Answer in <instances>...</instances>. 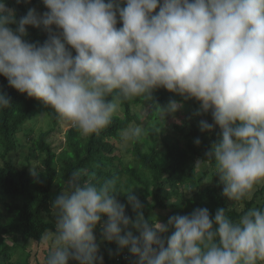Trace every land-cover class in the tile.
Returning <instances> with one entry per match:
<instances>
[{
  "label": "clouds",
  "instance_id": "9594fccd",
  "mask_svg": "<svg viewBox=\"0 0 264 264\" xmlns=\"http://www.w3.org/2000/svg\"><path fill=\"white\" fill-rule=\"evenodd\" d=\"M41 2L47 11L30 8L17 20L0 0V76L11 88L41 101L85 136L106 129L124 101L153 100L159 88L194 100L196 114L212 119L200 120V131L219 129L195 166L214 161L222 196L252 199L264 185V0ZM28 27L49 32L43 45L26 39ZM9 106L0 93V109ZM157 107L165 119L183 104L170 100ZM143 135L132 124L120 139L135 143ZM44 171L30 168L37 180ZM95 179L93 173L81 182L79 170L72 172L52 202L54 230L40 238L49 248L45 264H103L94 235L98 223L102 241L114 242L117 252L127 249L136 264L264 262V209L250 208L233 221L224 207L214 216L201 207L150 225L133 190L126 195L131 219L116 199V178L99 185Z\"/></svg>",
  "mask_w": 264,
  "mask_h": 264
},
{
  "label": "trees",
  "instance_id": "16d2710c",
  "mask_svg": "<svg viewBox=\"0 0 264 264\" xmlns=\"http://www.w3.org/2000/svg\"><path fill=\"white\" fill-rule=\"evenodd\" d=\"M5 2L7 7L14 9L17 20L30 8H34L38 14L47 11L41 0ZM119 27L121 24L118 22ZM26 31V39L38 45H43L49 37V32L42 28L28 27ZM0 93L10 100L9 107L0 109V209L6 211V216L0 220V264H19L12 262L17 250L23 252L29 241L41 243L40 238L45 230H54L52 202L65 190L68 176L77 170L81 174V182L93 173L96 177L93 182L98 185L106 179L116 178V199L125 204V213L131 219L135 218V213L127 205L126 195L133 190L150 225L154 219L166 223L170 216L187 215L201 207H206L210 216H214L218 208L224 207L228 209L226 215L233 221L239 220L250 208L264 209V185L257 186L252 199L240 201L243 205L241 210L232 207V201L222 196L221 184L202 187L203 180L214 171L215 162H205L207 168L199 169L195 166L196 161L205 158V153L217 140L219 129H214L212 133L200 131V120L211 118V114L197 115L200 106L194 100H183L159 88L154 91L153 100L136 97L124 101L120 106L121 114H116L112 123L99 134L85 136L70 126L64 134V145L58 154L47 142V137L52 131L59 130L62 118L44 105V112L52 126L41 132L30 147L31 152L36 151L44 157L45 171L37 180L31 175L30 166L18 168L10 156L21 146L17 134L25 122L33 117L37 99L11 88L3 76H0ZM170 100L182 103L180 111L186 113L181 119L179 116L172 119V130L179 135L178 141L168 143L163 138L160 141L158 133L150 128L147 136L133 143L129 151L134 164L123 165L115 153V142L119 140L123 129L141 122V116L134 107L146 109L144 118L147 121H164L168 116L162 118L157 105L165 106ZM196 138L201 141L199 146L194 144ZM99 228L100 223L94 229V235ZM5 238H10L12 245L6 243ZM19 240L22 241L21 246L17 243ZM111 245L119 257L115 262L108 260L106 253H103L104 264H136L137 258L129 253L117 252L112 242ZM24 264H28L26 260ZM69 264L75 262L70 261ZM257 264H261V261Z\"/></svg>",
  "mask_w": 264,
  "mask_h": 264
},
{
  "label": "rangeland",
  "instance_id": "374dc122",
  "mask_svg": "<svg viewBox=\"0 0 264 264\" xmlns=\"http://www.w3.org/2000/svg\"><path fill=\"white\" fill-rule=\"evenodd\" d=\"M134 110L139 113L141 116V122L139 125L144 130V135L141 138L147 136V131L150 128H153L157 133L158 136L164 139V141L168 143L177 142L179 139V135L172 130V119L173 117L179 116L181 117L186 114L184 110L180 111V109L174 113L173 115H169L167 120H160V121H147L144 117L146 115V109L141 110V107H134ZM179 112V113H178ZM117 114H121V110L119 109ZM203 120H206L203 118ZM207 121L209 123L212 122L211 118H208ZM132 125V124H131ZM52 124L49 118L46 116L44 112V104L37 100L35 110L33 112V117L25 122L22 127L21 132L17 134L18 141L20 142V147L13 153L10 154L12 161L18 168H22L24 166L30 167H39L43 166V155L39 154L36 151H30V147H32V142L38 137L41 132L47 131L51 128ZM71 125L62 119V123L60 124L59 130L52 131L49 136L47 137V142L51 144V147L54 149L55 153L58 154L61 151V148L64 145V134L67 129ZM121 134V133H120ZM115 142L116 145V154L119 157L121 163L123 165L134 164L133 157L130 155V149L133 143H123L120 139ZM144 150V147L142 146ZM1 164V161H0ZM199 169H206L207 165L202 164L198 167ZM99 170V169H98ZM211 175H208L202 182V187L206 186H216L219 183V178L216 176V171L211 172ZM262 199V198H261ZM263 200V199H262ZM118 201V200H117ZM120 203V201H118ZM232 207H235L238 210L243 208V205L240 202L232 201ZM52 212V209H51ZM3 216H6V211L0 209V220L3 219ZM161 223H164L160 221ZM131 230V229H129ZM135 234V232H134ZM95 237L97 242L100 244L99 247V255L103 256V253H106V258L108 260L117 261L119 254L116 253V250L112 249L111 242L102 241V229L101 227L96 231ZM6 243L12 245V240L10 238H5ZM18 245H22V241L19 240ZM115 248H117L116 244L112 242ZM123 254L129 253L127 249L120 250ZM49 253V248L43 244V242L36 244L34 242H27L25 245V250L20 252L19 250L16 251L15 255L13 256L12 262L24 264L25 260L28 264H43L45 255ZM130 254V253H129ZM104 264V259H103ZM264 264V262H261Z\"/></svg>",
  "mask_w": 264,
  "mask_h": 264
}]
</instances>
